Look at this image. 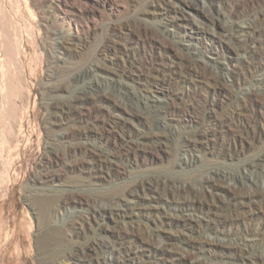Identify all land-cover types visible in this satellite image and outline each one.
I'll return each mask as SVG.
<instances>
[{"label":"rangeland","instance_id":"1","mask_svg":"<svg viewBox=\"0 0 264 264\" xmlns=\"http://www.w3.org/2000/svg\"><path fill=\"white\" fill-rule=\"evenodd\" d=\"M0 34V264H264V0H0Z\"/></svg>","mask_w":264,"mask_h":264},{"label":"bare ground","instance_id":"2","mask_svg":"<svg viewBox=\"0 0 264 264\" xmlns=\"http://www.w3.org/2000/svg\"><path fill=\"white\" fill-rule=\"evenodd\" d=\"M250 32V31H249ZM243 33V32H242ZM4 46V44H3V38H2V36H1V34H0V51H1V48ZM4 52V51H3ZM4 80V79H3ZM1 83V82H0ZM4 85V84H3ZM5 87V86H4ZM3 86H1L0 85V102H1V100H2V98H3ZM1 105V104H0Z\"/></svg>","mask_w":264,"mask_h":264}]
</instances>
